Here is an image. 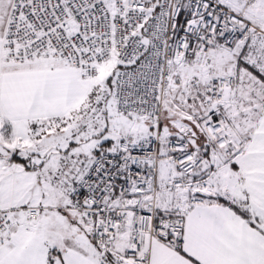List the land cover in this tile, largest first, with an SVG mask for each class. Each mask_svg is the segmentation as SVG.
Returning <instances> with one entry per match:
<instances>
[{
  "label": "snow or ice",
  "instance_id": "6c2138e0",
  "mask_svg": "<svg viewBox=\"0 0 264 264\" xmlns=\"http://www.w3.org/2000/svg\"><path fill=\"white\" fill-rule=\"evenodd\" d=\"M0 264H264V0H0Z\"/></svg>",
  "mask_w": 264,
  "mask_h": 264
}]
</instances>
